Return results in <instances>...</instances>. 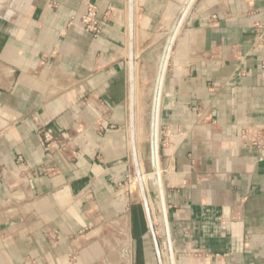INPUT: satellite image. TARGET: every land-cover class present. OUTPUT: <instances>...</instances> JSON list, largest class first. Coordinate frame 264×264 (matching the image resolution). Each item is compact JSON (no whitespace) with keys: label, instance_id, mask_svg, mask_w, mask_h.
I'll return each instance as SVG.
<instances>
[{"label":"crops","instance_id":"1","mask_svg":"<svg viewBox=\"0 0 264 264\" xmlns=\"http://www.w3.org/2000/svg\"><path fill=\"white\" fill-rule=\"evenodd\" d=\"M129 1L21 0L0 16V264H159L139 179L156 185L171 264H264V0H131V18ZM91 3L97 36L80 23ZM47 127L65 137L47 147Z\"/></svg>","mask_w":264,"mask_h":264},{"label":"rangeland","instance_id":"2","mask_svg":"<svg viewBox=\"0 0 264 264\" xmlns=\"http://www.w3.org/2000/svg\"><path fill=\"white\" fill-rule=\"evenodd\" d=\"M20 1L21 0H2L1 2L3 4H1V6H5V4L9 2V7L11 6L10 9L13 11L20 4ZM178 1H180V0H178ZM195 2H196V0H195ZM194 3H193V5H194ZM177 4H179V2ZM193 5H192V7H193ZM192 7H191V9H192ZM191 9H190L189 13L191 12ZM3 11H4L3 9H0V13ZM189 13H188V15H189ZM188 15H187V17H188ZM187 17L185 18L184 14L180 17L181 24L183 21L184 22L180 28L179 34L184 29L183 27H184V23L186 22ZM184 18H185V20H184ZM177 28H179V27H177ZM162 32H164V33L166 32V34L164 35V38L160 41V45L159 46H153L149 49L151 51L154 50V52H155L154 58L156 55L159 56V54H160V52L163 49V46L165 44L164 42L167 39V36L169 34L167 31H162ZM175 44L176 43L174 41V44L172 46L171 55L174 52ZM152 59H153V57H152ZM148 64H149V62H148ZM150 66L151 67L153 66V61H150ZM151 67H150V69H151ZM138 71L139 70H138V63H137V69L135 70V73L137 75V82L135 81L136 83H135V93L133 94L134 97H133V105H132V111H133L132 115H133V117L138 118V119L142 118L141 122H140L141 129H139V133H143L144 136H147L148 131H149V125H150V112H151V108H152V90H151L152 79H149V78L144 79L141 76L139 77ZM146 140L147 139H145L144 142H145V146H146V150H147L148 141H146ZM159 147H160V141H159ZM159 147H158V150H159ZM144 172L146 174H148L151 171L146 169V170H144ZM133 178H134V175H131L130 179H127L128 188L131 191L132 195L136 196V199H138L140 201L137 190L132 186V183H131ZM151 188L155 190L156 185L150 184L149 182H147L145 184V192H146L148 202L150 199L148 192ZM163 264H164V262H163Z\"/></svg>","mask_w":264,"mask_h":264},{"label":"built area","instance_id":"3","mask_svg":"<svg viewBox=\"0 0 264 264\" xmlns=\"http://www.w3.org/2000/svg\"><path fill=\"white\" fill-rule=\"evenodd\" d=\"M80 23L85 31L90 33L93 36H97L100 31L102 30L103 27V20L98 16V8L94 4H88L86 8V12L80 17ZM259 47L264 49V41L259 43ZM56 134H59L62 138L65 137V133L61 131L60 129L54 130L51 127H47L41 130V137L43 140V143L49 147L50 144L53 142L54 136ZM20 160V157H18ZM3 176V169H0V179ZM157 192V195L159 197L157 189L155 190ZM161 223L164 225L162 222L161 218ZM166 228V237L163 240V249L161 251V256L163 259L164 264H171V254L173 255V249L171 246V241H170V236L168 234V226H165ZM174 257V255H173ZM175 261V257H174Z\"/></svg>","mask_w":264,"mask_h":264},{"label":"water","instance_id":"4","mask_svg":"<svg viewBox=\"0 0 264 264\" xmlns=\"http://www.w3.org/2000/svg\"><path fill=\"white\" fill-rule=\"evenodd\" d=\"M2 0H0V9H3L4 11L0 13V16H6V15H9L10 12H11V9L9 7V2L5 4V6H1V4H3L1 2ZM131 0L129 1V13H130V18H131ZM130 45H129V72H130V68L133 64V52H132V40H131V27H130ZM165 50V49H164ZM163 50V52H164ZM131 72L129 73V88H131ZM130 122H131V113H130ZM154 167V164H153V160H152V168ZM138 175V174H137ZM139 177V175H138ZM139 189H140V193H141V203H142V206H143V209H144V212H145V216H146V220H147V223H148V226H149V229L151 231V233L153 234V239H154V245H155V250H156V254H157V257H158V263L159 264H163V261H162V258H161V254H160V251H159V247H158V244L156 242V238L154 236V231H153V227H152V223H151V215H150V210H149V206H148V203H147V196H146V192H145V189L143 187V184L141 183L140 179H139Z\"/></svg>","mask_w":264,"mask_h":264},{"label":"bare ground","instance_id":"5","mask_svg":"<svg viewBox=\"0 0 264 264\" xmlns=\"http://www.w3.org/2000/svg\"><path fill=\"white\" fill-rule=\"evenodd\" d=\"M175 12H176V10L175 9H173V12H170V14L168 15V17L171 19V16H174L175 15ZM168 21H170L169 19H168ZM168 21H167V24H168ZM181 25V24H180ZM180 27V26H179ZM131 81H132V79H131ZM131 89H132V86H131Z\"/></svg>","mask_w":264,"mask_h":264}]
</instances>
